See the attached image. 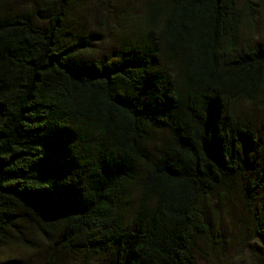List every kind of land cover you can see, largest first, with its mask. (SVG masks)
<instances>
[{
	"label": "trees",
	"instance_id": "16d2710c",
	"mask_svg": "<svg viewBox=\"0 0 264 264\" xmlns=\"http://www.w3.org/2000/svg\"><path fill=\"white\" fill-rule=\"evenodd\" d=\"M13 1L0 246L38 240L42 264H196L227 243L209 201L236 186L264 264V41L242 39L264 0H143L109 44L76 28L90 0Z\"/></svg>",
	"mask_w": 264,
	"mask_h": 264
},
{
	"label": "rangeland",
	"instance_id": "374dc122",
	"mask_svg": "<svg viewBox=\"0 0 264 264\" xmlns=\"http://www.w3.org/2000/svg\"><path fill=\"white\" fill-rule=\"evenodd\" d=\"M143 0H90L87 4V13L79 21L76 28L85 33H95L100 36L101 41L109 44L112 32L120 30L119 20L121 18H132L141 11ZM31 0H14L13 7L25 9L30 6ZM243 40L257 43L264 41V5L257 11L251 30H246L242 35ZM108 47V46H107ZM104 47L101 49H107ZM101 46L92 47L91 54L99 53ZM100 50V51H101ZM255 116L264 131V114L261 110L254 111ZM235 192H229L224 197L212 196L208 209V216L212 214L214 228L224 232L227 243L218 253L202 252L196 257V264H251V253L253 251V238L245 224L247 220L242 219L244 203L236 186ZM211 216V217H212ZM247 228V229H246ZM212 233L215 231L212 230ZM36 245L17 244L0 246V264H42L44 260L45 245L36 240ZM204 244V243H200ZM211 253V254H210ZM60 264H71L66 258L60 259ZM91 264H104L102 261H94Z\"/></svg>",
	"mask_w": 264,
	"mask_h": 264
}]
</instances>
